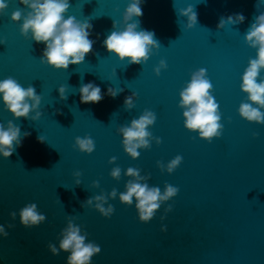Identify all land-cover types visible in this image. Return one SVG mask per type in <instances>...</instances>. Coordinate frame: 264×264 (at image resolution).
<instances>
[{
    "label": "water",
    "instance_id": "obj_1",
    "mask_svg": "<svg viewBox=\"0 0 264 264\" xmlns=\"http://www.w3.org/2000/svg\"><path fill=\"white\" fill-rule=\"evenodd\" d=\"M5 2L8 7L0 13V80L12 77L25 88L31 85L42 99L39 120L13 121L20 125L21 144L7 159L0 157V226L8 233L0 236V264H66L68 254L53 256L48 245L58 247L69 217L88 234L86 242L100 247L91 264H264V125L249 123L237 112L246 99L241 76L256 55L244 37L264 12V0H143L140 26L154 31L160 45L144 65L120 63L103 47L129 0H70L67 14L90 19L95 43L82 64L59 71L41 64L44 45L25 39L20 22L11 21L14 11L27 14L28 9L19 0ZM189 5L197 13L191 29L187 18L178 16ZM236 13L244 15L243 23L217 29L221 17ZM160 60L167 67L156 76L153 70ZM201 68L222 114V134L211 143L184 128L178 107L180 91ZM88 82L102 94L109 87L123 92L84 104L79 89ZM61 85L67 89L65 101L59 99ZM133 92L134 108L126 111L125 97ZM145 109L156 115L149 131L161 143L153 139L133 160L125 154L117 128ZM9 120L13 117L0 103V123ZM24 132L30 135L23 137ZM85 136L94 141L91 154L74 147L75 139ZM177 155L182 157L178 168L172 174L161 172L157 162L166 166ZM112 157L116 159L110 164ZM117 166L119 180L110 176ZM129 167L139 168L141 176L150 177L144 182L161 192L166 183L179 189L147 223L139 221L135 201L125 206L118 199L131 179L124 175ZM77 171L79 186L73 175ZM94 181L98 187L91 186ZM113 189L117 198L105 204L114 208L110 217L81 207L89 197ZM30 203L46 219L26 228L19 212ZM169 205L172 210L165 214Z\"/></svg>",
    "mask_w": 264,
    "mask_h": 264
},
{
    "label": "clouds",
    "instance_id": "obj_2",
    "mask_svg": "<svg viewBox=\"0 0 264 264\" xmlns=\"http://www.w3.org/2000/svg\"><path fill=\"white\" fill-rule=\"evenodd\" d=\"M23 9H28L27 14L22 9L14 11L10 17L13 23L20 22V33L25 39L43 44L44 48L40 57L41 64H46L53 70H67L70 65H80L85 57L92 52L95 41L90 38L93 25L87 17L83 20L73 15H68L71 6L70 0H19ZM143 0H129L123 14L122 20L118 23L113 21L111 32L103 40V47L106 52L114 56L118 62L127 65H144L160 47L155 38L154 31L146 30L140 26V17L143 15ZM8 7L5 0H0V13ZM175 8V7H174ZM176 10V9H175ZM177 13V12H176ZM179 17H186V27L193 28L197 24V13L192 5L187 6L178 13ZM245 17L242 13L230 15L227 18L221 17L217 29H223L226 24L236 25L243 23ZM245 43L255 50V58H250L245 68L240 83V91L246 99L241 102L237 109L241 119L258 125H264V12L254 18L250 27L245 33ZM4 41L0 40V44ZM167 67L164 60H160L154 68V74L160 75L161 69ZM113 76L116 75L113 70ZM66 87L61 85L58 88L59 99H67ZM213 86L207 77L206 69L201 68L191 74L190 80L185 84L179 93L178 107L182 109L184 128L195 133L199 139L211 143L214 138H219L223 131L221 123V112L219 104L212 94ZM123 89L109 87L106 93L94 82L83 83L80 86V102L84 104L99 103L104 95L115 98ZM41 96L37 94L33 86L23 87L16 79L7 77L0 80V103L5 110L11 114L13 120L7 124L0 123V157L7 159L21 144L20 125L13 121L20 118L37 121L41 117L38 110L41 105ZM136 93L125 97L123 107L126 111L134 108ZM34 113V115H31ZM156 115L154 112L145 109L138 118H133L126 126L117 128V134L122 137L121 143L127 156L136 160L141 149H149L153 139L156 145H160V138H153L149 129L154 125ZM30 135L24 132L23 137ZM255 135V134H254ZM38 140L43 143L42 136ZM74 147L81 153L91 154L95 144L92 138L85 136L77 137ZM115 157L109 163L115 161ZM182 163L180 155L175 156L165 166L157 162L161 172L166 171L172 174ZM139 168L129 167L124 175L130 177L125 184V190L119 193L118 199L122 205L132 206L135 201V209L138 219L142 223L151 221L160 209L161 205L175 197L179 191L178 187L165 184L163 192L158 186H149L144 182L149 176H141ZM75 185L81 184V172L74 174ZM112 179L119 180L121 168H112L110 172ZM92 187H98L99 183L94 181ZM117 198V190L113 189L105 195L103 191L99 195L91 196L81 202V207H94L101 216L108 218L114 208L107 204L109 199ZM172 210L171 205L165 208L167 214ZM15 218L16 213L10 214ZM20 223L26 228L38 226L46 219L40 213L35 203L24 206L20 212ZM164 216H161V220ZM11 227V225H9ZM161 231H166L161 227ZM8 233L4 226H0V236L7 237ZM87 233L82 232L79 225L74 223V218L69 217L67 226L61 231L58 247L49 244L48 250L55 256L60 252L67 253L66 264H91L92 258L99 254L100 247L94 242L88 241Z\"/></svg>",
    "mask_w": 264,
    "mask_h": 264
}]
</instances>
